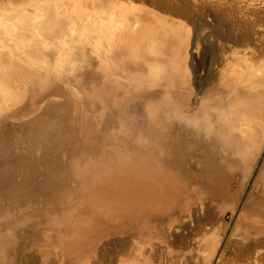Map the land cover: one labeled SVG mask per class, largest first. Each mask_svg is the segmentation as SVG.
<instances>
[{
  "label": "bare ground",
  "instance_id": "6f19581e",
  "mask_svg": "<svg viewBox=\"0 0 264 264\" xmlns=\"http://www.w3.org/2000/svg\"><path fill=\"white\" fill-rule=\"evenodd\" d=\"M209 4L228 5L216 20L232 17L234 11L235 29L218 25L210 30L212 18L204 3L208 43L183 49L176 31L162 29L164 37L169 33L175 41L166 55L161 53L166 46L154 34L159 25L145 23L137 12L133 21L117 11L111 19L112 15L85 14L80 0L69 5L40 0L31 10H17L10 17L2 16L7 11L0 13L1 115L34 118L58 95L63 103L92 114L96 122L90 131L95 139L99 134L89 151L79 150L81 156L74 144L69 162L59 167L64 170L70 163L72 189L64 191L57 208L34 228L41 239L23 246L8 264H264V169L242 211L231 199V190H242L264 152V63L254 62L264 54V34L258 29L262 23L248 0ZM94 31L99 37L95 45L101 40L111 47L120 45L124 61L143 64L156 75L140 76L141 70L135 69L128 76L121 59L120 72L127 76L113 77L108 71L96 80L50 74L51 57L61 55L48 33L60 32L62 42L72 44L84 42ZM41 55L42 62H6L9 57ZM56 65L61 70L64 63L59 60ZM142 102L143 124L135 116L113 117L121 103L137 108ZM95 107L99 109L93 115ZM222 200L228 204L220 205ZM228 214L236 219L234 225L226 222ZM1 234L3 257L7 246Z\"/></svg>",
  "mask_w": 264,
  "mask_h": 264
},
{
  "label": "rangeland",
  "instance_id": "374dc122",
  "mask_svg": "<svg viewBox=\"0 0 264 264\" xmlns=\"http://www.w3.org/2000/svg\"><path fill=\"white\" fill-rule=\"evenodd\" d=\"M37 1L40 0H0V13L7 11V13H3L2 16L10 17L17 10H31L30 8H32V4ZM200 1L201 0H80V3L84 6L83 9L85 14L96 12V14H98L100 17H106V15H112L114 11H117V13H123V15H126V17L133 21L135 19L134 13L137 12L140 17H143L141 18L144 19L143 21H145V23L153 21L155 24H158L161 29L157 30L158 33L154 32V34L157 35V42L159 41V43L166 46L164 50H161V53L166 55V53L169 52L170 46L174 45L175 41L171 39L169 33V38L167 36L164 37L162 35V29L167 30V32L169 30L176 31V34H179L181 37L178 43H182L181 45L183 49H185L187 46L190 48L192 46L191 44L194 43H208V40L206 39L207 35L205 34V31L203 29L204 13L206 11V8L203 7L204 3H206L208 9H210L209 16L212 18H210L211 20H209L208 22L210 24V30L215 29V27H218V25H220L224 30L226 29V31H233L235 29H233V27L237 25L236 18H238V16L234 15V11L232 17H228L226 14L222 18L223 20H216L218 18L216 14L218 12H222V10L225 7H228V5H210L209 1L211 0ZM261 1H263V3ZM53 2H65V4L69 5L71 4V2H75V0H53ZM248 2L253 4V8L256 10L255 13H257V16L260 18V23L262 24H260V27L258 29L261 33L264 34V0H248ZM144 4H147L148 6ZM141 8H143V11L140 10ZM146 14L148 15V17ZM114 17L115 16L112 15L111 19H113ZM117 19L122 20V17L118 16ZM159 31L161 34H159ZM26 33L27 36H25V39H31L29 33L27 31ZM48 34L49 40H52L51 42H53L54 46L57 47L58 55H61L57 56V54H54V56L51 57V62L54 64L52 68H50V70H52V73L50 74L62 72L61 74L64 77H94L93 79L98 80V78H100V75L101 77H103L105 74H107L106 72L108 71L110 72V74L113 73L111 74L113 75V77H121L122 74L123 76H129V74L133 73L134 75L138 71L137 69H139V72L141 70L140 76L148 77L150 75H156V73H148L147 70L145 71L146 66L143 64H134L133 60H127L128 62L130 61L129 63L127 61H124L125 59L123 60V57L121 58V55L123 56V54H120V52L124 50L120 49V45H116V47H114L115 44L112 43V48L111 43H109V41L107 40H101V44L98 41L99 44L95 45L96 39L99 38L98 31H94L93 33H91V35H89L87 39L84 38L86 39L84 42L83 40L73 41L72 44L71 42L70 44L62 42V40L59 38L62 37V35H60V32ZM92 37L94 38V41ZM103 43H106L107 46L109 43L110 48L109 46L108 48L105 47ZM188 43L189 45H187ZM258 43L261 42L258 41ZM122 53H125V51ZM22 59L12 60L9 57L6 62L9 64V66L12 62H17V60L18 63H20V61L26 62L28 59V61L30 62H35L36 60H38V62H42L44 60V57L41 55L34 59H30V57L27 58L24 56V61ZM120 59L121 61L123 60L124 66L127 69V75L126 73L120 72L122 71V62H120ZM59 60L64 63V66L63 68H61V70L56 65L57 61ZM115 60H117L118 63L120 62L121 65H119L120 63L117 64ZM254 62L256 64L264 63V54H261L260 57L257 58ZM162 63L164 65L166 64L165 62ZM81 65H83V67H81ZM87 65L89 66V68H87ZM105 65L107 68L105 67ZM112 65L114 66V68L112 67ZM116 65H118L120 69H118V66ZM71 66L75 68L73 69V67ZM100 66H103L105 68V72L103 68L100 69ZM33 67L35 66L33 65ZM116 67L117 69H115ZM69 69L71 71H69ZM75 69L77 71H74ZM135 69L136 72L134 71ZM101 70L103 72H101ZM103 73L104 75L102 76ZM157 75H162V72L158 73ZM50 101L51 102L49 104H45L42 108H40L38 116L34 118H31L32 116H30L27 118L21 117L18 119H10L7 115H1L0 113V234L2 232L1 237L4 242L3 246H7L4 248L5 253H3L2 255L3 257H0V264H8L7 262L11 261L14 258L15 253L18 254L23 246L28 247L32 242L41 239L40 232L34 231V228L40 225V223L38 224V222H42L46 219L45 216L49 212V210L57 208L58 203H60V200L63 198V196H65L64 193L68 191V189H72L73 187V185L71 184V180L69 179L71 176V166H69L70 163L69 165H65L66 167L64 170L59 171L60 168L62 167V165L69 162L70 155H72L71 149L73 148L74 144L76 145L78 143V146L76 145L77 147L74 146V148L78 149V154H80H77V156H81L82 153H79V150L84 147L83 149L87 148L85 151H89L92 142L99 138L98 134L97 138L95 139V132L90 131L91 129L89 128L91 126L94 127V122H96V120L94 119L92 114H87L82 106L78 107V109L68 101L63 103L62 97H59L58 95L53 96ZM132 105L123 106L121 103L119 105L120 107L114 110L113 113L115 115H113V117L117 116L116 118H121L124 115H127L129 117L135 116L136 122L139 125L143 124L146 121L144 102H142L141 105L137 108H134V106ZM98 109L99 107L91 109L93 110V115L98 112ZM72 116H74L72 118L74 119V122L70 123L69 121L72 120ZM83 116L85 118H83ZM91 120L93 122H91ZM88 122L91 124H89ZM85 125H87V127ZM83 131H85L86 133L84 134ZM82 136H84V139ZM78 139L81 141H79ZM82 140H86L84 142L87 146L83 144L84 142H82ZM81 142L82 144H80ZM71 144H73L72 147ZM59 146L60 148L57 149V147ZM78 147H80V149ZM74 148L72 149V151L75 150ZM60 150L63 152H61ZM55 155H59V160L56 159L57 157ZM44 157H46V160H44ZM60 159L62 161L56 164L58 161H60ZM60 163L62 164L60 165ZM53 164L54 169L51 168ZM67 166H69L70 168ZM63 168L64 166L61 169ZM263 169L264 152L254 162L247 183L244 185V187H242V190L238 187H235L231 190V192L234 194L231 199H233L237 204L238 212L242 211L245 207V204L248 202L251 189L256 180L259 179L260 175L262 174L261 171H263ZM45 171L48 172V174ZM56 171L59 172L56 173ZM237 174L239 176H242L241 171H238ZM67 179H69V181ZM192 182L193 185L196 184L195 186L199 185L197 181ZM67 183H69V185L71 186H69ZM65 186L67 187V190H65ZM63 187L64 189H62ZM233 200H229V202ZM222 201L223 204H221L220 201V205H224V203H226V205L228 204V201ZM235 221L236 219H231L230 214L227 215L226 222L234 225ZM4 256L6 257L5 259ZM16 259H18L17 255Z\"/></svg>",
  "mask_w": 264,
  "mask_h": 264
}]
</instances>
